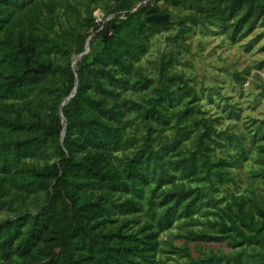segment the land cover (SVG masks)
Here are the masks:
<instances>
[{"label":"trees","instance_id":"trees-1","mask_svg":"<svg viewBox=\"0 0 264 264\" xmlns=\"http://www.w3.org/2000/svg\"><path fill=\"white\" fill-rule=\"evenodd\" d=\"M159 1L76 0L60 10V0H0V264H158L159 253L177 255L168 264H264V194L231 192L219 205L224 198L212 194L234 182L235 161L211 157L217 132L198 117L195 86L164 58L155 82L139 65L161 31L187 52L196 25L243 38L264 25V0H162L180 11ZM155 14L168 17L148 18ZM76 79L61 141L59 105ZM132 118L145 128L139 145L127 131ZM188 127L191 147L170 154ZM171 128L176 136L164 145ZM178 178L208 187L178 186ZM144 188L149 218L140 220ZM203 205L215 229L186 227L181 245L164 247L161 233L178 220L201 222L193 216Z\"/></svg>","mask_w":264,"mask_h":264},{"label":"rangeland","instance_id":"rangeland-1","mask_svg":"<svg viewBox=\"0 0 264 264\" xmlns=\"http://www.w3.org/2000/svg\"><path fill=\"white\" fill-rule=\"evenodd\" d=\"M68 1L60 0V10ZM163 8L180 11L182 6L158 2ZM97 21H101L103 13L100 10L94 12ZM174 32V31H173ZM168 31H161L150 38V45L147 53L141 57L139 65L157 80L158 67L161 59L164 58L171 63V69L178 71L189 79L199 94V104L204 111L198 117H204L215 127L214 141L210 143L212 158H227L234 160L235 165L228 168L234 178L233 183L222 185L213 196L223 206L229 199L231 192L247 194L251 189L257 193L264 194V25L256 23L253 29L243 38L233 42L223 29L214 25L193 26L186 36L189 44V51L178 48ZM77 58V55L73 59ZM145 95L149 93H144ZM189 128V134L184 137L177 148L170 154L181 155L192 145L193 131ZM128 134L134 138L139 145L145 128L142 124L131 119L127 128ZM175 128L166 129L164 135L159 139L164 145H170L176 136ZM125 151L114 154L116 160L122 157ZM176 185L189 187L207 188L206 181L196 179L178 178ZM169 185V184H168ZM170 186V185H169ZM143 208L140 211V220L149 218L146 212V200L149 191L144 188ZM207 206L203 205L196 209L193 216L201 222L183 225L182 220L175 222V225L166 232H162L160 238L164 247L168 246L169 240L175 245H181L184 240L176 237L184 233L186 227L195 229L204 228L212 231L206 224L207 219L212 218L207 213ZM5 210H0V218L6 216ZM189 249L196 254L199 246L188 242ZM217 248L216 244L203 243L200 248L207 250ZM227 250L225 244L220 245ZM169 253L158 254V264L173 262L177 255L169 257ZM183 259V258H182ZM253 264H260L254 262Z\"/></svg>","mask_w":264,"mask_h":264},{"label":"water","instance_id":"water-1","mask_svg":"<svg viewBox=\"0 0 264 264\" xmlns=\"http://www.w3.org/2000/svg\"><path fill=\"white\" fill-rule=\"evenodd\" d=\"M140 5H141V3H139L135 8H133L132 10H130L129 12H133V11H136L139 7H140ZM167 17H168V14H155V15H151V16H149L148 18L150 19V20H153V21H156V20H165V19H167ZM106 19H108V18H106ZM89 39H90V36H88L87 37V39H86V41H85V47H84V50L80 53V54H78V56L80 57V56H82L83 54H85V53H87L88 51H89V49H90V46H89ZM75 63H76V60H74L73 62H72V68H74V65H75ZM76 89H77V79L75 80V84H74V87L72 88V91H71V93L68 95V96H66L63 100H61L62 102L60 103V105H59V115H60V117H61V120H62V124H63V129H62V132H61V137H60V140L62 141V139H63V134H64V132H65V127H66V119H65V117H64V115H63V113H62V106L64 105V104H66L69 100H70V98H72L73 97V95L75 94V92H76Z\"/></svg>","mask_w":264,"mask_h":264},{"label":"bare ground","instance_id":"bare-ground-1","mask_svg":"<svg viewBox=\"0 0 264 264\" xmlns=\"http://www.w3.org/2000/svg\"><path fill=\"white\" fill-rule=\"evenodd\" d=\"M76 59V58H75Z\"/></svg>","mask_w":264,"mask_h":264}]
</instances>
